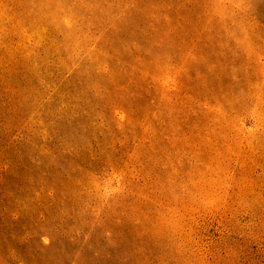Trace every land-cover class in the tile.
Segmentation results:
<instances>
[{
	"label": "rangeland",
	"instance_id": "obj_1",
	"mask_svg": "<svg viewBox=\"0 0 264 264\" xmlns=\"http://www.w3.org/2000/svg\"><path fill=\"white\" fill-rule=\"evenodd\" d=\"M0 264H264V0H0Z\"/></svg>",
	"mask_w": 264,
	"mask_h": 264
}]
</instances>
